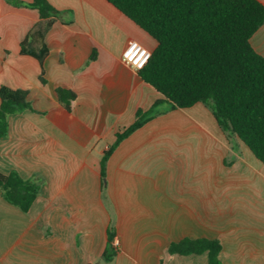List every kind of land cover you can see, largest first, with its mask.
<instances>
[{"label":"crops","instance_id":"0c3cea01","mask_svg":"<svg viewBox=\"0 0 264 264\" xmlns=\"http://www.w3.org/2000/svg\"><path fill=\"white\" fill-rule=\"evenodd\" d=\"M48 1L61 14L45 36L42 84L39 61L21 53L39 12L0 0V87L27 90L31 106L8 117L0 172L40 186L27 213L0 189V264H209L207 253L168 252L184 238L219 240L222 264H264V163L204 104L163 105L102 178L117 133L164 98L122 59L129 41L150 52L157 41L107 0ZM251 44L264 56V25ZM58 88L76 94L70 111ZM109 232L118 252L104 263Z\"/></svg>","mask_w":264,"mask_h":264},{"label":"trees","instance_id":"16d2710c","mask_svg":"<svg viewBox=\"0 0 264 264\" xmlns=\"http://www.w3.org/2000/svg\"><path fill=\"white\" fill-rule=\"evenodd\" d=\"M107 1L157 41L139 75L164 98L146 112L139 110L135 122L117 133L102 157V178L118 144L162 114L163 105L170 110L204 104L230 141L238 138L264 163V56L251 44L252 36L264 25V4L259 0ZM27 6L38 10L40 20L22 42L21 53L39 61L40 81L46 84L44 61L49 50L45 36L61 13L48 0H32ZM56 92L70 111L76 94L63 88ZM28 94L27 90L0 87V137L8 134L10 115L31 109ZM0 189L8 203L27 213L40 186L16 172H0ZM114 238V232H109L104 263L113 262L117 255ZM221 250L219 240L208 238H184L168 248L172 255L207 253L209 264H222Z\"/></svg>","mask_w":264,"mask_h":264},{"label":"built area","instance_id":"2783aa9c","mask_svg":"<svg viewBox=\"0 0 264 264\" xmlns=\"http://www.w3.org/2000/svg\"><path fill=\"white\" fill-rule=\"evenodd\" d=\"M150 55L151 52L147 48L142 46L140 43L131 40L123 52L122 59L139 71L146 65ZM114 245L116 247L119 245V241L117 239L114 240Z\"/></svg>","mask_w":264,"mask_h":264},{"label":"rangeland","instance_id":"374dc122","mask_svg":"<svg viewBox=\"0 0 264 264\" xmlns=\"http://www.w3.org/2000/svg\"><path fill=\"white\" fill-rule=\"evenodd\" d=\"M131 254H134V253H131Z\"/></svg>","mask_w":264,"mask_h":264}]
</instances>
